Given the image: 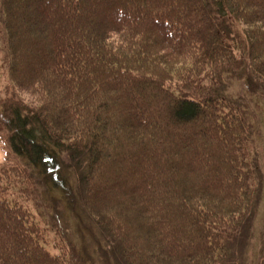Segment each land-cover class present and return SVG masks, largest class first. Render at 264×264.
<instances>
[{"label":"trees","instance_id":"1","mask_svg":"<svg viewBox=\"0 0 264 264\" xmlns=\"http://www.w3.org/2000/svg\"><path fill=\"white\" fill-rule=\"evenodd\" d=\"M0 27V264H81L47 248L54 190L121 264L241 263L260 175L221 86L264 89V0H0Z\"/></svg>","mask_w":264,"mask_h":264},{"label":"rangeland","instance_id":"2","mask_svg":"<svg viewBox=\"0 0 264 264\" xmlns=\"http://www.w3.org/2000/svg\"><path fill=\"white\" fill-rule=\"evenodd\" d=\"M4 43V32L0 27V96L2 97L7 94L5 91L7 86L10 87L6 79ZM226 82L221 86L223 92L244 106L248 121L253 124L251 128H253L257 151L258 175H260L259 201L244 244H241L240 264H264V89L251 93L248 92L242 79L234 78ZM4 137L5 134L1 131L0 169L21 163V159L10 149ZM48 195L40 210L44 221L39 218L38 212L36 216L46 229L47 248L52 253L57 254L59 249L65 248L66 242L63 239L66 238L76 243L81 264H121L107 244L104 247L98 245L96 240L98 229L87 219L79 201L59 195L58 190L49 192Z\"/></svg>","mask_w":264,"mask_h":264}]
</instances>
